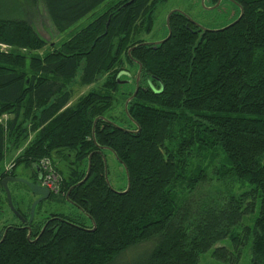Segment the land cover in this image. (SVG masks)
I'll list each match as a JSON object with an SVG mask.
<instances>
[{
  "label": "trees",
  "instance_id": "1",
  "mask_svg": "<svg viewBox=\"0 0 264 264\" xmlns=\"http://www.w3.org/2000/svg\"><path fill=\"white\" fill-rule=\"evenodd\" d=\"M106 1L41 0L68 34L50 47L0 6V165L16 154L0 190L46 158L59 175L49 200L77 211L29 222L32 202L21 212L12 200L24 223L12 216L0 228V264H121L144 244L132 264H198L226 239L234 252L250 240L251 264H264V0H233L241 18L214 32L174 12L162 43L140 38L167 0H119L71 31ZM123 76L135 87L138 76L122 98L132 130L106 117ZM97 83L71 103L74 85ZM104 150L125 170L123 191L108 184ZM214 176L250 189L221 205L196 199Z\"/></svg>",
  "mask_w": 264,
  "mask_h": 264
},
{
  "label": "rangeland",
  "instance_id": "2",
  "mask_svg": "<svg viewBox=\"0 0 264 264\" xmlns=\"http://www.w3.org/2000/svg\"><path fill=\"white\" fill-rule=\"evenodd\" d=\"M117 1L119 0H107L105 4L95 10L93 16H88L80 21L71 29V31H77L85 27L97 15L103 13L109 5L114 4ZM212 5L213 4L210 0H167V2L164 5L158 7L155 12V22L151 33L148 35L143 34L140 40L146 44L160 42L166 36V20L169 13L171 12L176 11L185 14L192 23L199 26L202 30L209 31L220 30L222 27L232 23L233 20L237 19L240 15L239 8L227 1H222L221 4L219 6L216 5V8L213 10L210 9ZM0 6L4 7L6 11H8L7 13L10 18L21 19L29 22L37 34L47 42L48 47H50V45L63 42L68 38L67 33L58 35L55 32L49 20L47 19L41 0H34L33 2L29 0H0ZM123 79L124 81L119 88L118 94L115 96L112 109L107 113L106 117L117 127L126 130H132L133 124L126 117L122 98L123 93L134 91L135 86L133 85L132 79L130 77L126 78L123 76ZM98 85L99 83L89 87H79L74 85L72 87L73 96L71 103L75 102L79 96L86 94L89 90L97 87ZM103 153L106 160L108 184L113 190L117 192L123 191L127 186V177L123 166L117 162L112 153L109 151L104 150ZM15 156V153H8L5 156L4 161L0 165V172H11L13 159ZM21 169L22 168L19 167L15 170V176H18L17 178H25V176L22 175ZM23 180L29 181L27 179ZM8 189L11 195V200H13V203L21 212H25L27 210V205L30 202L33 203L37 199L20 185L18 186L10 184L8 185ZM249 189L250 187L247 184L241 187L237 182L235 183L229 180H217V177L214 176L211 181L204 183L198 188L195 193V198L199 199L200 201H209L215 205H221L228 197L236 195L241 191H248ZM4 195V191L2 192L0 190V228H2V226L7 222L14 224L17 223L12 217L14 215L11 213L7 202H5L6 196L4 197ZM41 203V206L38 209L35 208L36 211L33 215V218L36 221L41 220L51 213L77 215V211L59 197H53L52 200L47 199ZM255 214L256 211L254 215H251V221L245 218L241 222V226H252V221L255 217ZM147 247L148 244L139 246L127 257H124L121 264H132L140 252ZM217 248H225L230 252L228 261L223 262L213 257L212 253ZM198 264H251L250 240L245 242L239 248L238 252H234L232 250L228 239L223 240L208 250L206 253L199 255Z\"/></svg>",
  "mask_w": 264,
  "mask_h": 264
},
{
  "label": "water",
  "instance_id": "3",
  "mask_svg": "<svg viewBox=\"0 0 264 264\" xmlns=\"http://www.w3.org/2000/svg\"><path fill=\"white\" fill-rule=\"evenodd\" d=\"M168 18L169 16L167 17V20H166V25L168 27ZM238 22V20L236 21ZM235 22V23H236ZM235 23H232L230 24L229 26H232L233 24ZM228 26V27H229ZM227 27V28H228ZM169 30V29H168ZM169 32V31H168ZM170 35V32L168 33V37ZM167 37V38H168ZM166 38V39H167ZM164 39V41L166 40ZM163 40L160 42H164ZM136 87H135V92H134V95L136 94L137 90H138V87H137V83H138V76L136 77ZM87 178V176H86ZM8 183H19V184H22L24 186H26L28 188V190L30 191L31 195H33L34 197H37V199L33 202V204L31 205L30 207V212H29V222H31L32 218H33V215H34V212H35V208L38 204H40L41 202L43 201H46L49 196H50V193L42 188L38 182H28L26 180H23V179H20V178H11V177H6L4 179H2L1 181V186L5 192V195H6V201H7V204L9 206V209L11 211V213L16 216L18 219L21 220V222H24V220L22 219V217L20 216V214L15 210L13 204H12V200H11V195H10V192H9V189L7 187V184Z\"/></svg>",
  "mask_w": 264,
  "mask_h": 264
},
{
  "label": "flooded vegetation",
  "instance_id": "4",
  "mask_svg": "<svg viewBox=\"0 0 264 264\" xmlns=\"http://www.w3.org/2000/svg\"><path fill=\"white\" fill-rule=\"evenodd\" d=\"M211 2H212V7H210V9L211 10H213V9H215L216 8V5H220L221 4V2L222 1H227V2H229V3H231V4H233V5H235V6H237L238 8H239V6L233 1V0H210ZM239 10H240V13H241V9L239 8ZM176 12V11H175ZM172 13H174V12H171V13H169V17H170V15L172 14ZM177 13H180V12H177ZM185 19H186V21H187V23L188 24H190L192 27H194V29L196 30V31H200V33H204V32H212V31H209V30H202L199 26H197V25H195L194 23H192L190 20H189V18L185 15V14H182V13H180ZM168 20H169V18H168ZM236 20V19H235ZM235 20H233V21H235ZM231 24V23H230ZM230 24H228V25H230ZM228 25H226V26H228ZM225 27V26H224ZM224 27H222V28H224ZM221 28V29H222ZM166 29H167V25H166ZM217 31V30H216ZM165 38V37H164ZM21 172H22V175H24L25 176V178L24 177H20V178H22V179H27V180H29L30 182H38V178L40 177V174L38 173V169H36L35 171H33V170H29V171H26V170H24V169H21ZM7 177H18V176H15V174H14V176H12V175H8ZM6 178V177H5Z\"/></svg>",
  "mask_w": 264,
  "mask_h": 264
},
{
  "label": "built area",
  "instance_id": "5",
  "mask_svg": "<svg viewBox=\"0 0 264 264\" xmlns=\"http://www.w3.org/2000/svg\"><path fill=\"white\" fill-rule=\"evenodd\" d=\"M39 167L42 172L40 186L47 188L48 190L52 191V193L55 192L59 183V178L51 170L50 163L45 159L41 160Z\"/></svg>",
  "mask_w": 264,
  "mask_h": 264
},
{
  "label": "bare ground",
  "instance_id": "6",
  "mask_svg": "<svg viewBox=\"0 0 264 264\" xmlns=\"http://www.w3.org/2000/svg\"><path fill=\"white\" fill-rule=\"evenodd\" d=\"M241 16H242V13H240V15H239V17L234 21V22H232V23H235L237 20L239 21V19L241 18ZM231 23V24H232ZM237 23V22H236ZM235 23V24H236ZM234 25V24H233ZM232 25V26H233ZM229 26V25H228ZM228 26H226V27H224V28H222V29H220V30H217V31H221V30H224V29H226ZM229 27H231V26H229ZM228 27V28H229ZM214 32V31H213ZM159 44V43H158ZM44 160V159H43ZM45 160H47L49 163H50V161L48 160V159H46L45 158ZM40 163V162H39ZM50 167H51V170L54 172V174L59 178V175H58V173L52 168V165L50 164ZM38 173L40 174V177L38 178V180H39V183H41V178H42V172H41V169H40V167H39V169H38ZM87 176V175H86ZM11 178H17V177H11ZM61 178V177H60ZM21 179V178H20ZM29 182V181H28ZM7 187H8V185H7ZM42 188H44V189H46L49 193H50V195L51 194H57L58 192H59V184H58V186L56 187V190H55V192H53L52 193V191H50V190H48L47 188H45V187H42ZM3 189V188H2ZM4 191V190H3ZM5 193V192H4ZM6 196V195H5ZM50 197V196H49ZM37 198V197H36ZM49 199V198H48ZM7 202V201H6ZM33 204V203H32ZM31 204V205H32ZM39 205V204H38ZM16 217V216H15ZM18 219V218H17ZM20 220V219H19ZM21 221V220H20ZM21 223H24V222H21Z\"/></svg>",
  "mask_w": 264,
  "mask_h": 264
}]
</instances>
